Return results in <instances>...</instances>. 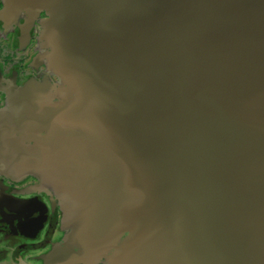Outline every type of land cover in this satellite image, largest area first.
<instances>
[{"label": "water", "instance_id": "1", "mask_svg": "<svg viewBox=\"0 0 264 264\" xmlns=\"http://www.w3.org/2000/svg\"><path fill=\"white\" fill-rule=\"evenodd\" d=\"M9 2L30 16L46 7L43 36L57 38L63 77L76 76L84 94L76 99L89 100L45 121L54 153L43 173L55 182L65 169L92 172L86 192L105 194V203L86 201L98 238L138 214L134 187L152 180L145 194L159 213L158 264L162 248L177 264L184 253L197 263L195 252L222 264L228 249L224 264H264V129L253 113L257 101L264 110V0ZM73 113L100 138L69 156L54 132ZM83 157L95 166L74 168ZM25 206L34 229L39 209Z\"/></svg>", "mask_w": 264, "mask_h": 264}, {"label": "flooded vegetation", "instance_id": "2", "mask_svg": "<svg viewBox=\"0 0 264 264\" xmlns=\"http://www.w3.org/2000/svg\"><path fill=\"white\" fill-rule=\"evenodd\" d=\"M5 2L0 0V264H158L154 241L159 213L145 194L154 192L152 180L134 187L139 194L138 214L114 232L103 231L99 239L101 234L85 211L87 200L105 203V194L86 192L92 172L65 169L57 173L55 182L43 173L54 153L43 143L45 135L53 136L45 121L79 101L86 110L89 100L84 96L76 99L84 95L77 91L76 76L72 84L63 77L57 38L41 35V21L48 11L39 7L31 18L25 8L15 9ZM104 79L98 76V82ZM80 84L84 90L89 88ZM97 86L92 83L93 89ZM253 113L255 124L264 129L260 102L253 105ZM74 117L73 113L54 132V137L66 144L62 151L69 156L77 151V144L94 145L88 138H100V131L89 122ZM60 154L55 152L56 165L62 161ZM79 162L74 168L87 169L89 162L95 166L90 158ZM31 201L40 212L34 229L29 227L31 214L25 206ZM160 251L163 263L177 264L166 248ZM231 254L230 249L220 254L222 264L232 259ZM193 255L198 264H207L198 261L196 252ZM190 256L184 253L183 264H197ZM207 256L208 264L217 263L212 253Z\"/></svg>", "mask_w": 264, "mask_h": 264}, {"label": "rangeland", "instance_id": "3", "mask_svg": "<svg viewBox=\"0 0 264 264\" xmlns=\"http://www.w3.org/2000/svg\"><path fill=\"white\" fill-rule=\"evenodd\" d=\"M44 9L47 10L46 7H44ZM36 11H37V10H36ZM47 11H48V10H47ZM29 13H32V12L29 11ZM33 14H34V13H33ZM33 14H31V16H30L31 18H34V17H33ZM47 17H48V16H47ZM47 17H46V18H47ZM46 18L42 19V21H41V23H42L41 35H43V32H44V23H45Z\"/></svg>", "mask_w": 264, "mask_h": 264}, {"label": "crops", "instance_id": "4", "mask_svg": "<svg viewBox=\"0 0 264 264\" xmlns=\"http://www.w3.org/2000/svg\"><path fill=\"white\" fill-rule=\"evenodd\" d=\"M15 6V5H14ZM10 7V6H9ZM17 9V8H16ZM12 13V12H11Z\"/></svg>", "mask_w": 264, "mask_h": 264}]
</instances>
